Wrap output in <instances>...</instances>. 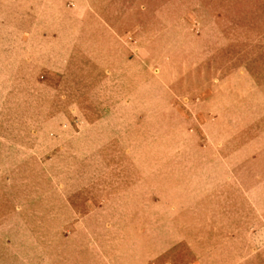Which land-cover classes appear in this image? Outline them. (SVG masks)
I'll return each mask as SVG.
<instances>
[{
	"label": "rangeland",
	"instance_id": "obj_1",
	"mask_svg": "<svg viewBox=\"0 0 264 264\" xmlns=\"http://www.w3.org/2000/svg\"><path fill=\"white\" fill-rule=\"evenodd\" d=\"M0 264H264V0H0Z\"/></svg>",
	"mask_w": 264,
	"mask_h": 264
},
{
	"label": "crops",
	"instance_id": "obj_2",
	"mask_svg": "<svg viewBox=\"0 0 264 264\" xmlns=\"http://www.w3.org/2000/svg\"><path fill=\"white\" fill-rule=\"evenodd\" d=\"M148 259H149V257H148ZM151 259H152V257H151ZM149 261V260H148Z\"/></svg>",
	"mask_w": 264,
	"mask_h": 264
}]
</instances>
